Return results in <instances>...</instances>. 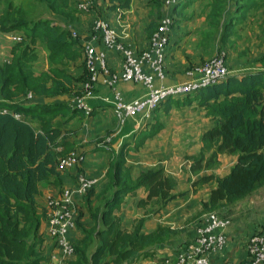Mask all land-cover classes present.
I'll return each mask as SVG.
<instances>
[{"label":"trees","instance_id":"trees-1","mask_svg":"<svg viewBox=\"0 0 264 264\" xmlns=\"http://www.w3.org/2000/svg\"><path fill=\"white\" fill-rule=\"evenodd\" d=\"M39 1L46 5L48 17L30 21L23 8H15L13 0H6L5 16L0 12L2 34L22 31L25 35L14 48L15 54L17 50L22 52L21 57L15 58L10 65H0V110L7 111L0 113V264H50L42 233L48 209L40 211L38 198L42 188L52 180L59 183L62 172L58 171L60 158L54 147L63 131L54 125V120L62 117L68 123L77 117L88 116L84 110L64 102H14L22 96L28 98L29 94L47 99L63 96L74 99L82 95L83 85L89 78L85 61L82 74L68 73L72 63L83 57L84 49L80 37H74L71 30L59 23L66 20L75 25L82 11L72 0ZM109 1L113 11L118 7L129 8L132 0ZM199 1L179 0L173 6L170 14L172 30L181 19H188L189 9ZM207 2L210 13L204 38L212 41L219 35L223 47L219 53H226L227 60L228 53L223 49L234 46L243 22L249 16L254 12L264 13V0H236V16L224 25L221 24L227 0ZM150 3L155 12L146 29L149 41L165 16L164 0H150ZM52 16L56 19L52 20ZM101 18L107 21L105 17ZM38 44L45 46L50 68L37 76L30 64L37 57L33 52ZM14 84L15 90H8L9 85ZM193 106L204 110L214 125L201 135L200 152L187 158L191 163V174L198 177L192 183L194 190L214 186L208 200L202 204L203 211L218 213L264 190V71L229 75L224 81L193 94L165 100L153 111L154 120L133 136V148L132 142H127L117 153L110 152V196L99 195L93 202L95 186L83 195L82 200L76 201L75 228L81 236L73 240L69 235L75 254L68 264H127L133 259H151L158 247L177 234L168 226L159 225L151 232L146 231L145 226L153 216L161 214L170 203L188 192L178 193L179 179L163 167L152 168L134 178L132 169L127 167V157L130 151H138L164 129L160 117L169 115L175 108ZM96 113L93 109L89 116ZM105 137L96 140L93 152L107 150L98 145ZM61 146L64 148L62 157L76 150L68 142ZM84 156L85 152L81 154L82 158ZM221 156L236 158L226 176L214 173L221 166ZM82 163L83 160L76 167L79 174L84 173ZM141 189L146 192V197L136 205L144 210V214L128 229L119 211L126 198ZM256 234L263 235L264 230L251 236Z\"/></svg>","mask_w":264,"mask_h":264},{"label":"crops","instance_id":"crops-1","mask_svg":"<svg viewBox=\"0 0 264 264\" xmlns=\"http://www.w3.org/2000/svg\"><path fill=\"white\" fill-rule=\"evenodd\" d=\"M79 0H72L75 6H79ZM86 1V0H84ZM94 8L88 12H81L75 25H70L66 20L59 23L76 32L80 37L82 44L92 41V27L94 19L105 17L107 21L116 29L121 39L127 43L135 52L139 54L149 47V38L146 31L151 20L154 18L155 10L150 0H132L129 8L118 7L111 10L109 0H94ZM208 0H201L189 9L188 19H179L178 24L170 35V41L167 49L165 62V78L156 79V87L172 86L191 80L189 71L199 67L206 61L214 58L219 49H222L219 42V35L212 41L204 38L203 32L206 30V20L210 13ZM19 3L20 0H17ZM81 3V2H80ZM165 3V0H164ZM21 10V6L15 7ZM24 12V9H23ZM236 0H227V4L222 18L224 25L235 17ZM171 7L164 4L163 15H170ZM244 25L241 35L242 41L238 38L234 46L224 48L228 53L227 65L230 75H238L264 71V13L254 12L249 16ZM4 39L0 40V65L12 64L15 58H20L19 50L14 53V48L20 42L13 38L25 39L22 31L3 34ZM96 50H103V44L100 41H93ZM35 61L30 64L34 74L40 75L49 70L50 63L48 53L43 44H38L34 48ZM25 56V55H24ZM25 58H23V61ZM85 56L78 60L67 69L68 73L78 76L83 72V63ZM108 65L112 73L120 74L123 70V58L120 54L109 51ZM16 85H9L8 90L14 91ZM120 94L125 102H133L144 98L148 89L142 84L124 82L118 80L114 86L105 83V78L100 77L95 85L94 95L86 100L89 107L97 110L94 116L77 117L71 122L66 123L62 117L54 120V125L63 131V135L58 139L54 152L61 158L63 153V144H73L78 154L85 152L81 167L85 175L90 178H98L99 182L95 190L92 201L95 202L97 196H110L108 186L110 183L108 173L110 169L111 153L113 150L117 153L122 145L132 142L133 136L140 129H144L148 122L144 114H137L130 117L124 124H121L114 113V99L116 94ZM0 101L2 96L0 95ZM14 102L20 104L33 103H54L64 102L74 106L73 99L69 96L47 99L42 97L27 98L22 96ZM153 117L155 118L154 114ZM152 117V120H154ZM164 124V129L154 138L148 140L138 151H130L127 157V167L133 171L134 178H137L142 172L155 167H163L167 172L175 175L179 179L178 193L188 192L187 195L178 198L170 203L167 208L159 215L153 216L146 224L145 230L153 231L159 225L168 226L177 234L167 240L163 245L157 248L156 255L151 259L138 260L133 259L127 264H164L166 259L172 255L184 243L195 238L196 226L202 220L204 214L203 202L207 201L213 185L194 190L193 182L198 177L190 172L191 163L188 156L196 155L200 152L201 135L211 129L214 125L211 118L207 117L205 111L199 108L184 107L173 109L169 115L160 117ZM111 135L112 150L93 152L96 140ZM135 143V142H134ZM132 142L131 148L135 145ZM221 166L214 171L218 176H226L236 162L235 157L221 156ZM58 171H61L58 169ZM211 172V171H210ZM208 172V173H210ZM59 183L52 180L48 186L42 188V194L38 198L39 209H47L49 198L58 199L66 189H73L77 186L78 168H72L60 172ZM84 196H77L76 201H80ZM146 197V192L141 189L136 194L126 198L125 205L133 203L137 209L135 217H142L143 209L136 205L137 201ZM126 216L123 210L120 215ZM221 217L231 221V226L227 230L229 243L226 250L220 255H212V264H250L249 255L246 250V244L249 237L259 231L264 230V190L258 191L250 197H247L234 205L218 211ZM122 217V216H121ZM124 225L128 228L126 218ZM131 222V228H132ZM128 228V229H131ZM42 233L45 236V253L50 264H68V260L63 258L58 248H55L54 241L48 235V223L44 221ZM81 234L75 229L70 232L73 240L80 239ZM74 257V256H73ZM72 257V258H73ZM71 258V259H72ZM66 260V261H65Z\"/></svg>","mask_w":264,"mask_h":264},{"label":"built area","instance_id":"built-area-1","mask_svg":"<svg viewBox=\"0 0 264 264\" xmlns=\"http://www.w3.org/2000/svg\"><path fill=\"white\" fill-rule=\"evenodd\" d=\"M178 2L179 0H165L164 4L172 7ZM94 6L93 0H86L80 3L78 8L80 11L88 13ZM172 24L171 16L165 15L158 31L149 41V47L136 54L108 21L101 18L95 20L92 27L93 40L83 45L89 78L83 85L82 95L73 99L74 106L84 110L87 115L90 114L92 108L89 107L86 100L93 97L95 85L101 76L105 78V83L109 86H114L118 80L142 83L148 89L147 95L133 102H125L119 93L116 94L113 102L114 113L121 124L137 114H144L146 120H151L153 111L165 100L193 94L202 88L224 81L230 75L226 53L221 52L189 71L188 75L191 80L172 86L156 87L155 80L165 78V62ZM73 36L77 38L78 34L73 32ZM13 39L18 42L22 41L21 38L14 37ZM93 41H100L104 49L96 50ZM109 51L116 52L123 58V70L120 74L112 73L110 70ZM28 98H32V94H29ZM1 112L7 111L0 110ZM19 117L17 115V118ZM112 139L113 137L108 135L98 145L111 151ZM82 160L80 154L72 152L59 159L58 169L64 171L76 168ZM98 182V178H90L80 173L77 176L75 188L66 189L58 199L49 198L47 202L48 235L66 260L71 259L75 254L69 235L75 228L76 197L87 194L90 189L97 186ZM230 226L231 221L221 217L217 212L204 214L196 226L195 238L184 243L172 257L164 261V264H212L211 256L221 254L229 243L227 230ZM246 249L250 264H264V234L251 236L247 241Z\"/></svg>","mask_w":264,"mask_h":264},{"label":"rangeland","instance_id":"rangeland-1","mask_svg":"<svg viewBox=\"0 0 264 264\" xmlns=\"http://www.w3.org/2000/svg\"><path fill=\"white\" fill-rule=\"evenodd\" d=\"M180 1H185V0H180ZM38 2V3H37ZM80 2H84V0H79L78 3L80 4ZM6 0H2V6L0 8V12L1 14H4V16L6 15ZM13 5L16 7L17 5H20L21 8L24 9L25 13H26V16H27V19H29L30 21L31 20H35L37 18H44V17H48V9L46 7V5L42 2H40L39 0H20V2L18 3L17 0H13ZM173 6L171 7V10H172ZM54 18L56 19V16H52L51 19L54 20ZM101 18V17H100ZM98 19V16L94 19V20H97ZM102 19V18H101ZM242 29L240 30L239 32V38L240 40L239 41H242V35H241V32H242ZM4 39V36L3 34L0 32V40H3ZM223 50H226V49H223ZM131 83H135V82H131ZM156 83V80L155 82ZM136 84H142V83H136ZM143 85V84H142ZM144 86V85H143ZM156 86V85H155ZM145 87V86H144ZM77 97V96H75ZM125 204V203H124ZM125 211L126 213V216H123L122 215V212H121V216H122V219L123 221L125 222V219L126 218V222L128 224V228H131V222L134 223L133 221V218L135 217V214L137 212V209L136 207L134 206L133 203H129L128 205H125V208L122 206L120 211L123 210ZM119 211V212H120ZM212 212V211H210ZM213 212H217V211H213ZM206 213V212H205ZM208 213V212H207ZM132 223V225H133ZM181 247V246H180ZM226 250V249H225ZM223 253V252H222ZM221 253V254H222ZM220 254V255H221ZM62 260H63V257H62ZM64 261V260H63ZM66 261V260H65Z\"/></svg>","mask_w":264,"mask_h":264}]
</instances>
